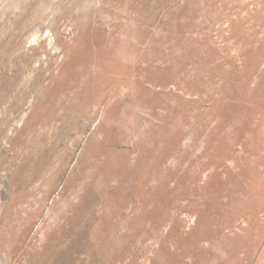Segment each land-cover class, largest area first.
Instances as JSON below:
<instances>
[{
  "label": "rangeland",
  "instance_id": "1",
  "mask_svg": "<svg viewBox=\"0 0 264 264\" xmlns=\"http://www.w3.org/2000/svg\"><path fill=\"white\" fill-rule=\"evenodd\" d=\"M0 264H264V0H0Z\"/></svg>",
  "mask_w": 264,
  "mask_h": 264
},
{
  "label": "bare ground",
  "instance_id": "2",
  "mask_svg": "<svg viewBox=\"0 0 264 264\" xmlns=\"http://www.w3.org/2000/svg\"><path fill=\"white\" fill-rule=\"evenodd\" d=\"M41 25H42V24H41ZM41 25L39 26V29H38V30H41V28H42Z\"/></svg>",
  "mask_w": 264,
  "mask_h": 264
}]
</instances>
